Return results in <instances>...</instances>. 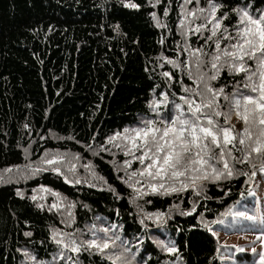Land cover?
I'll return each instance as SVG.
<instances>
[{"label":"snow or ice","instance_id":"1","mask_svg":"<svg viewBox=\"0 0 264 264\" xmlns=\"http://www.w3.org/2000/svg\"><path fill=\"white\" fill-rule=\"evenodd\" d=\"M117 3L125 9L142 7L135 0ZM147 6L162 7V15L155 10L148 15L157 29L173 37L174 47L172 55L162 51L154 67L145 68L149 80L156 76L160 83L154 82L148 89L144 110L101 140L97 133L88 142L52 134L57 141H74L84 152L44 148L23 169L15 166L17 182L48 173L72 188L107 191L115 201L126 199L133 209L128 215L133 216L139 231L127 235L118 208L113 220L95 212L91 204L70 199L44 183L30 191L16 188L20 200L56 217L47 225V237L38 242L39 249L17 248L24 257L21 264H150L142 234L147 235L151 226L164 228L174 215L193 216L201 200L211 199L209 185L220 188L226 181L243 177L249 188H242L240 195L247 192L251 196V182L259 172L262 178L258 183L264 186V8L256 7L252 0H147ZM173 12L176 19L169 24ZM113 29L119 33V24ZM167 38L162 35L158 43L163 47ZM23 128L31 135L29 124ZM34 142L30 139L23 147L26 158L31 156ZM84 153L100 160L105 154L110 157L111 171L127 189L126 197L97 171L93 160L82 163ZM12 167L3 173H11ZM5 175H0V183L12 182ZM150 197L166 203V198H172L174 202L168 203L165 211H148L146 205L154 203ZM185 199L190 207L181 206ZM78 209L87 213L83 220L78 218ZM220 215L253 222L258 219L248 209L233 210L231 206ZM194 218L213 236L217 233L210 225L224 223L223 219L208 221L203 213ZM260 224L264 225V216ZM33 235V231H23L26 238ZM153 243L159 253L174 257L163 264L182 260L171 238H153ZM260 243L259 260L253 264H264V239ZM49 244L54 251L48 250ZM251 251L255 253V247ZM156 264H161L159 257Z\"/></svg>","mask_w":264,"mask_h":264},{"label":"trees","instance_id":"2","mask_svg":"<svg viewBox=\"0 0 264 264\" xmlns=\"http://www.w3.org/2000/svg\"><path fill=\"white\" fill-rule=\"evenodd\" d=\"M135 2L142 5L141 9H125L117 0H108L107 4L104 0H0V175H5L3 169L13 166L12 172L5 175L12 182L0 183V264H21L24 257L17 248L39 249L38 242L47 237V225L56 221L54 215L39 212L29 201L16 197V188L30 191L37 183L47 184L70 199L83 200L95 212L113 220L117 219L114 210L118 208L127 235L131 237L139 231L133 216L128 215L133 209L126 199L115 201L107 191L72 188L48 173L27 181L19 178L17 182L15 167L23 169L44 148L84 152L74 141H57L52 134L88 142L97 133V140H101L144 110L148 89L154 82L160 83L156 76L149 80L145 68L154 67L162 51L172 55L174 45L173 37L157 29L148 15L153 10L162 15V7L152 9L147 0ZM252 2L264 8V0ZM170 17L168 23L172 24L175 13ZM116 24L120 26L119 33L113 29ZM162 35L168 37L163 47L158 43ZM25 123L30 125L31 135L23 128ZM41 136L45 139L41 140ZM30 139L35 142L31 156L26 158L22 149ZM84 155L82 163L93 160L97 171L127 196V189L111 171L109 156L105 154L100 160ZM243 181L240 177L224 182L220 188L209 185L211 199L201 200L193 216L174 215L164 228L151 226L147 235L142 234L150 264H156L158 257L161 264L174 259L159 253L153 238L176 242L182 256L177 264H225L224 255L232 256L228 250L236 246L222 244L194 217L203 213L208 221L223 219V224L210 227L215 232H226L232 217L220 214L230 206L236 210L247 197V192L240 195L242 188H249ZM228 189V195H224ZM150 199L154 203L146 205L148 211H165L168 203L174 202L172 198H166L168 203L165 199ZM181 206L191 205L185 199ZM77 211L83 220L87 213ZM29 230L33 237H24L23 231ZM48 250L54 251V246L49 244ZM233 255L240 264L253 262L240 259L237 253Z\"/></svg>","mask_w":264,"mask_h":264},{"label":"rangeland","instance_id":"3","mask_svg":"<svg viewBox=\"0 0 264 264\" xmlns=\"http://www.w3.org/2000/svg\"><path fill=\"white\" fill-rule=\"evenodd\" d=\"M261 178V174L258 173L251 187L254 195H248L236 209L241 211L248 209L249 214L257 215V221L253 222L242 218H232L226 226V232H216V237L222 244L236 246V249L228 250L232 256L224 255V257H227L223 259L225 264H240L233 255L234 253L239 254L240 259L246 261L259 260V253L261 251L260 240L264 239V236H260V233L264 232V225L260 224V217L264 216V186L258 183ZM252 247H255V253L251 251ZM238 248L243 249V251H237Z\"/></svg>","mask_w":264,"mask_h":264}]
</instances>
